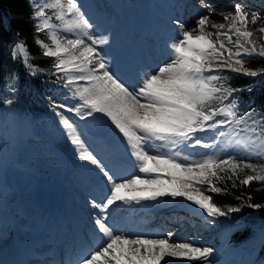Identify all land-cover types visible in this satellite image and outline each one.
Here are the masks:
<instances>
[{
	"label": "snow or ice",
	"instance_id": "snow-or-ice-1",
	"mask_svg": "<svg viewBox=\"0 0 264 264\" xmlns=\"http://www.w3.org/2000/svg\"><path fill=\"white\" fill-rule=\"evenodd\" d=\"M30 6L34 42L42 49V57L54 58L56 78L69 91L68 98L76 101L69 105L49 98L51 110L79 159L95 166L106 188L99 201H89L95 210L99 243L77 264H212L213 247L179 240L173 230L125 231L118 213L123 206L164 199H182L202 210L212 223L231 218L245 207L264 209V202H252L251 195L237 196L238 205L214 202V195L228 192L229 182L232 188L253 182L264 185V162H259L264 161V108L245 109L237 95L244 89L221 75L264 77V67L247 66L252 58H264V26L257 27L264 25V14L236 3L233 11L221 13L223 22H216L213 13L217 9L201 0V7L208 11L195 20L194 27L172 21L176 36L168 45L169 59L130 83L115 71L101 47L109 43L108 37L93 31L96 25L82 11L79 0H30ZM45 32L50 43L38 38ZM254 37L260 39L259 46ZM34 55L24 39L10 45L11 58L31 75L38 72ZM15 102L4 99L2 105ZM64 112L80 121L96 114L107 117L135 172L125 175L89 150L79 125ZM208 132L215 133L210 142L202 137ZM197 147L215 151L184 154V149Z\"/></svg>",
	"mask_w": 264,
	"mask_h": 264
},
{
	"label": "bare ground",
	"instance_id": "bare-ground-1",
	"mask_svg": "<svg viewBox=\"0 0 264 264\" xmlns=\"http://www.w3.org/2000/svg\"><path fill=\"white\" fill-rule=\"evenodd\" d=\"M140 1L143 2V0ZM208 1H211L213 6L215 5L217 9V11L213 13V19L216 22H223V15L221 13L227 14L233 11V6L235 5H229V1L226 2V4L221 3V0ZM208 1L204 0L205 3H208ZM79 3L82 5L83 10L85 6L92 7L95 16L92 15L90 19L95 23L96 27L108 29L106 31L107 37H109L108 44L111 45L116 41L119 35H121V37L125 35L127 41L131 39L129 35H131L133 31L130 32V29L126 30L122 27L116 36L113 32H109L113 21H116L119 17V14L116 13L114 9L120 7L118 5L114 7L112 0H79ZM115 3L117 4V0H115ZM237 3H243L250 9H253L251 8L253 4H257L258 8L253 10L264 14V11H262L264 9V0H238ZM185 4L191 7V9L187 6L184 7ZM99 5L103 9L107 8L110 11L113 9L114 16L112 19H110L108 15L109 12L107 13L108 10L104 11ZM144 10L149 17H155V22H157V20L164 22V25L168 28L170 33L171 40H168L169 42L176 36V31L172 24L173 19L181 18V20L185 22L186 27H194L198 15L200 13V15H203L208 11L201 7V0H148ZM138 11L133 17L137 15ZM87 12L88 11L84 10L86 15ZM188 12L190 15L187 14ZM110 13L112 14V12ZM96 19L102 20L103 22L97 24ZM136 20L137 17L132 19L131 23L133 24ZM259 26L264 25L258 24L257 27ZM208 30L214 31L211 27H209ZM94 32L100 35V33ZM152 36V32H147V39ZM134 37L138 38L140 41H144L145 39V35L141 34H137ZM155 37H160L164 39L163 42H165L166 35L162 36L159 34ZM254 42L261 41L259 38L254 37ZM101 47L109 58L112 59L115 66L118 57L114 52V48H111L112 45L110 49H104L103 46ZM153 53L155 54L153 58L157 55L159 56L156 57L155 61L151 59L148 62L150 67L149 71L155 69L162 62L169 59L168 52L154 51ZM121 58L122 63L124 60L123 64H128L125 66L130 65V60L125 54H122ZM13 119L14 118L10 119L7 124H4L0 116V184H2L0 187V215L2 216V221L0 222V255L5 252V248L13 244L15 240L25 238L32 234L35 224H42L44 230L51 232L52 236L55 238L54 243L59 246V254L56 257L59 264H66L65 246L67 243H73L74 246H78V248H90L91 251H94L96 245L99 243L97 232L94 230L93 235L90 226L93 225L91 221L81 214H75L72 205L76 199L73 198L74 195L69 178L72 177L73 179V176L78 174V172L73 170L74 166L70 159V152L65 147L67 140L65 137H63L65 140L58 138L56 134L54 135L51 130H48L44 125L28 129V122L23 123L18 119L15 121ZM109 124L111 125V123ZM52 126H55V122L53 121ZM113 128L114 127L111 128L107 126L105 129H110L109 134L114 136ZM116 137L120 138L118 134ZM96 149L97 151L99 150L98 145ZM206 152L208 153L209 151ZM124 155L126 157L127 153H124ZM134 172L135 169L133 167L129 170L127 175ZM8 179H10V183H8ZM164 201L168 203L169 206L161 208L158 207L159 205L157 203L153 206L151 202L142 204L144 209L148 210L145 215L146 218H149L148 215H150V218L155 215H157V218L159 216V219L156 220L158 223L156 224L161 223L164 216H168L176 223L178 222L177 217H179V220H185L186 217H189V220H194V224H201L202 220L207 221L209 225L211 223L209 222V218L202 213V210L196 209L182 199H177L175 201L164 199ZM136 207L137 206L134 208ZM126 208V206H123L118 213V215H121L119 224L125 231H159L154 223L150 228H145L144 225L139 226V224L135 223L134 209L128 207L127 209L130 211L124 213L122 210ZM127 220L128 223H123V221L125 222ZM214 225L216 224L211 223V226ZM169 228L170 227L166 224L161 225L162 230L160 229L159 232L171 230ZM232 230L233 226H231L230 223H226L224 229L221 231L222 243L215 251L212 264H264V261L259 263L256 260L259 256L261 243L264 240V226L259 229L256 235H252L238 244L232 242ZM76 232L80 235H85L83 238L87 242L84 241L82 244L80 239L76 236ZM63 234H65V237H62ZM182 235L187 236L189 234L185 233ZM75 239L76 241H74ZM180 239L184 240L185 238L181 237ZM77 259L75 261V257L72 256L71 264H77ZM44 264L49 263L45 262ZM174 264H179V262H174Z\"/></svg>",
	"mask_w": 264,
	"mask_h": 264
},
{
	"label": "rangeland",
	"instance_id": "rangeland-1",
	"mask_svg": "<svg viewBox=\"0 0 264 264\" xmlns=\"http://www.w3.org/2000/svg\"><path fill=\"white\" fill-rule=\"evenodd\" d=\"M147 1L148 0H143V2L138 1V0H122L123 2L122 9L121 7L119 8L121 9L120 12L122 15L118 17L116 21H113L112 27L110 28L109 32L110 33L113 32L114 35L116 36V34L119 33L122 27L125 29H128L130 27L134 12L138 11V9H144ZM228 1H229V5H233V4H236L238 0H221V3L226 4V2ZM40 2L41 3L50 2V0H40ZM208 3L212 4L211 1H208ZM128 4L130 5V8ZM185 6L187 5L185 4L184 7ZM251 8L256 9L258 8V5L253 4ZM189 9H191V7H189ZM105 10L107 11L108 9H104V11ZM47 11H48L49 16H53V13L51 10H47ZM82 11L84 10L82 9ZM262 11H264V9ZM108 12L110 13L112 12V10L111 11L108 10ZM187 14L190 15L189 12ZM200 14L198 15V18ZM87 16L90 18L92 14L90 12H87ZM177 19L183 22L181 18H175L173 20H177ZM53 22L58 23V21H55L54 16H53ZM93 30L96 31L97 33H100V35L107 36V33H106V31L108 30L107 28L100 29L98 27H95ZM61 35H69L70 38H74L68 33L61 32ZM122 37H124V35ZM108 40H109V37H108ZM163 40L164 39H160L158 41L151 40V42L154 48L156 49V51L158 48V52H168L169 53L168 45L170 42L168 40H171V37L165 38V42H163ZM256 43L259 46L260 42H256ZM111 45L106 44L103 47L104 49H108V48L110 49V47L114 48V52L117 54V57H118L115 69H116V72L121 77H123L124 79H127L130 83H135L138 77L142 76L145 71H149L150 67H149L148 61L145 62L144 64H135L136 57L133 54V49L130 48L132 45L131 46L126 45V44L119 45V46H116L113 44ZM124 45H126V47ZM122 54H125V56L130 60L129 66H125L128 64H123L124 60L122 63V58H121ZM154 55L155 54L152 52V56ZM157 56L153 58V61H155ZM255 58H258V57H255ZM255 58H252V59H255ZM257 78H259L260 80L264 77L258 76ZM54 95H55V99L57 101H60V103H66L69 105L76 103L75 100L68 98L70 93L65 88H62L54 92ZM4 99H13L16 102L11 106H3L2 101ZM0 104H1V111H0L1 115L0 116L2 118V121H4V122L1 121L2 123L7 124V122L10 119L14 118L13 119L14 121L18 119L20 122H23V123L28 122L29 123L28 129L32 127L36 128L38 126L44 125L47 127L48 130H51V132L54 135L56 134L58 138L67 140V144H65V147L70 152V159H71L72 165L74 166L73 170L78 172V174L73 176V179L72 177L69 178L71 181L70 183L72 185V191L74 195L73 198L76 199L72 205L74 207L75 214L77 215L81 214L82 216L86 217L87 219L91 221V224L93 225H90V226L92 228L93 235H94L95 227H94V223H92V220H93L95 210L91 207L89 201H91L92 199H96L97 201H99L106 194L105 186L102 183V181L98 180L99 173L95 170V166H92L88 162H84L79 159L75 146L72 145L70 140L66 137L65 130L59 124L58 117L51 110L50 100L40 98V97L35 98L33 96L28 95L27 87L15 88V91H13V89H11L10 87H6L3 89L2 92H0ZM17 105L18 106L21 105V106L17 108ZM57 110L63 111L61 109H57ZM64 115L68 116L70 120L74 121L75 123L79 125L78 131L81 133V138L85 141L86 146H89V150H94L95 152H98V153L100 151H103L104 160L109 163H113L125 175H127L129 170L133 168L131 160H129L128 156L125 157L124 155V153H127L126 149L123 150L120 148L122 147L121 146L122 140L121 138L116 137L118 132L113 128V131H114V136H113L109 134L110 129L108 131H105V128L107 126L111 128L114 127L112 124L111 125L109 124L111 122L107 117L103 116L102 114H96L94 118H89L86 121H80L73 113L64 112ZM52 121L55 122V126H52ZM221 130H226V129H221ZM214 136H215L214 132H208V133L202 134V137L205 141H211ZM63 137H65V139ZM97 145L99 149L98 151L96 149ZM99 145H102V146H99ZM183 151H184V154L186 155L201 156L207 153L206 151L212 152L215 150L197 147L195 149H184ZM255 160L256 158H254V162ZM259 162H264V161H259ZM155 203L156 202H151L153 206L155 205ZM157 204L159 205L158 207H161V208L165 206L166 207L169 206L168 203H166L164 200L159 201ZM135 206L137 207L134 208ZM126 207L127 208L130 207L131 209H134V217L136 219L135 223L139 224V226L144 225L145 228H150L152 227V225L158 223V221L156 220L159 219V216L157 218V215L151 218H150V215H148L150 219L146 218L145 215L148 212V210L144 209V206H142V204L126 206ZM127 208L122 211H124V213L129 212L130 210ZM191 216H194V215H191ZM118 221L119 222L121 221L120 215H118ZM177 221L178 222L176 223L174 220H171L168 216L167 217L164 216L162 218V222L159 224H156L155 226L160 231L161 225L166 224L170 227L169 229L177 233V236H176L177 239L182 240L180 238L184 237L185 238L184 241H191L197 246L213 247L215 250L222 243L223 239L221 236L222 235L221 231L224 229L226 223H230V225L233 226V230L231 232L232 235H234L237 229H240V228L242 229L246 226L244 221L234 222L231 218H224V217L219 218V220L216 223H213V224H216L214 226H211L212 222L209 225L208 222L205 220H202L201 224H194V220L193 219L189 220V217H186L185 220H179V217H177ZM209 222H210V219H209ZM123 223H128V220L125 222L123 221ZM263 226H264V221L254 224L252 227V235L253 236L256 235L259 229ZM185 233L189 235L187 236L182 235ZM263 252H264V240L261 243V247L259 251L260 256H258L256 259L259 263L264 261ZM261 254L263 255L261 256Z\"/></svg>",
	"mask_w": 264,
	"mask_h": 264
},
{
	"label": "trees",
	"instance_id": "trees-1",
	"mask_svg": "<svg viewBox=\"0 0 264 264\" xmlns=\"http://www.w3.org/2000/svg\"><path fill=\"white\" fill-rule=\"evenodd\" d=\"M32 12L30 0H0V92L6 87L11 89L27 87L30 96L47 100L51 98L60 103L55 99L54 92L63 88L62 82L56 78L53 68L54 58L42 57V49L34 42L33 21L30 19ZM48 36L49 34L45 32L38 38L50 43ZM20 39H24L27 46H30L31 53L35 54L32 62L38 68L36 75H31L19 60L14 61L10 56V45ZM248 66L264 67V58L251 59ZM221 75L231 85L244 89L237 95L245 109L248 107L264 108V78L259 80L257 77L229 72ZM258 188L264 189V185L253 182L251 186L238 185L232 188L229 182L228 192L214 195V202L221 206L238 205L240 201H237L236 197L247 195L253 197L252 202H264V190L256 191ZM231 219L234 222L244 221L246 224L244 228L237 229L233 235V243L238 244L251 237L254 224L264 221V209L256 210L245 207L240 213L233 214Z\"/></svg>",
	"mask_w": 264,
	"mask_h": 264
}]
</instances>
